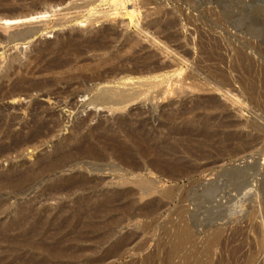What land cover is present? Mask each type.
Segmentation results:
<instances>
[{
	"label": "rangeland",
	"instance_id": "1",
	"mask_svg": "<svg viewBox=\"0 0 264 264\" xmlns=\"http://www.w3.org/2000/svg\"><path fill=\"white\" fill-rule=\"evenodd\" d=\"M30 1L0 0V90L64 77L39 71L72 41L78 65L152 56L175 93L116 111L88 105L93 82L78 80L57 82L51 100L0 98V172L29 177L0 184V264H264V0H47L30 20L3 21ZM26 27L37 35L8 40ZM107 29L109 49L88 51ZM45 108L56 121L15 146ZM91 146L94 159L80 155ZM122 151L141 168L117 160ZM66 153L73 165L41 178V163Z\"/></svg>",
	"mask_w": 264,
	"mask_h": 264
},
{
	"label": "bare ground",
	"instance_id": "2",
	"mask_svg": "<svg viewBox=\"0 0 264 264\" xmlns=\"http://www.w3.org/2000/svg\"><path fill=\"white\" fill-rule=\"evenodd\" d=\"M46 1L47 0H31L28 4L24 2L25 4H22L23 6L14 8L13 10L9 12V14H6L5 16H3L2 19L3 21H7L10 23H17V22H21L25 20H30L36 17L35 9L38 8L37 6ZM73 7H70V8L71 9L73 8L75 10L78 9L76 6H73ZM71 9H69V11L73 10ZM127 14L130 15V18L133 17L132 12H128ZM36 33H37L36 27L35 28L26 27L21 31L18 30L17 32H13L12 34H10V37L8 38V40L10 42H18V41L25 42L27 40H30L33 36H35ZM109 33H110L109 29L101 31L99 35H97L95 38L89 39L85 42L86 43L84 45L85 48L88 51H94L96 53L107 51L110 46H109V43L106 42V40H104V36L106 35L108 37ZM69 41L71 40L69 39ZM68 43L69 44H68L67 53L57 57L56 59L52 61V63L47 68H44L41 71H39V74L41 73V75H42V72L44 71L54 73V74H62L63 72L60 73L61 70L68 69L67 71L64 72L66 73L64 77L61 76L58 79H54V78L52 79V78H46V77L35 78V79H25V78L23 79L22 77L17 78V79L12 78L10 80L9 85L6 88H2L0 90V98L5 99V100L21 101L22 96L31 97L32 92L36 91V92L44 93V95L48 97V100H51L53 94H57V92L55 91H56V86L58 83L66 82L67 80H78V82H80L81 84L93 82V85L90 87V90L94 91V95L90 97L89 101L87 102L88 105L95 106V107L101 106V107L109 108L110 110L116 111V110L125 109L128 105L143 98L144 95L147 96V93L149 92H152V91L156 92L158 94L157 96L161 97L167 93L171 94V92L173 91L174 84L172 80L170 79L169 74H167L166 76L161 74V70L163 66L160 63L156 62L154 58L150 55H147V56H144V54L140 55L138 54V51L136 50L132 55H111L109 57L100 58L96 64L78 65L77 59L80 57L79 55L82 52L80 48L81 44H78L72 41ZM204 52H201V53H204ZM12 59L16 61L18 57L13 56ZM107 64H110L109 65L110 67L103 68ZM8 68L15 70V66L13 65V63L9 64ZM135 79H137L138 81L134 83L130 82ZM111 83L118 85V86H111L110 85ZM121 85L123 86L121 87ZM73 93L74 92L71 91L69 95H73ZM172 93H175V88ZM152 95L151 97H153ZM165 97L167 96L165 95ZM154 99H157V98L155 97ZM39 107H42V105H38L35 110H38ZM42 114L43 115L40 116L38 112L36 113V115L34 116L33 125L27 128L28 132H27L26 137L24 136L25 135L24 132L17 133L18 137L21 138L23 136L24 138L17 139L15 141L13 139V143H15L14 144L15 146L16 144L19 145V142L23 144H32L35 138H37V136H39L45 128L46 129L48 128L50 123L56 121L49 109L45 108ZM83 147L80 148V152H81L80 155H85V157H89L93 159L98 155L99 151L97 150L96 146L88 147V149H85ZM1 150H0V153H1ZM68 157L69 159H73L69 155V153H66L65 155L63 154L62 156H60V158L58 157L57 159H52V160H48L47 162L41 163L42 164L40 168L41 173H39L41 174V178L42 177L50 178L51 177L50 174H53L54 172L58 170L59 171L65 170V168L69 166L68 163H70V166H72L75 160H72L67 163L65 162V159ZM116 159L120 160L125 165L131 166L132 168H136V169L141 168L139 165L135 164L134 162L130 160L128 153L125 151H122L119 154H116ZM161 161L162 160L160 159L154 160L150 163V165L153 168H157V166H160V164L162 163ZM168 165L171 167V169H176L179 167L177 164L173 162H168ZM26 175L27 174H24V173H19L17 175H11L9 173L4 174L0 172V184L10 185L12 187L18 188L24 182ZM31 175H34V174H31ZM37 176L40 177L39 175ZM28 178L29 177H27L26 180ZM35 178L37 177L35 176ZM54 180L64 181L66 179L65 178H54ZM79 184L81 185V183ZM147 188L148 187H141V191L143 193L142 195L149 193L148 191L149 189ZM18 190H21V188H19ZM185 235H186L185 229H181L178 231L179 243L183 242Z\"/></svg>",
	"mask_w": 264,
	"mask_h": 264
}]
</instances>
